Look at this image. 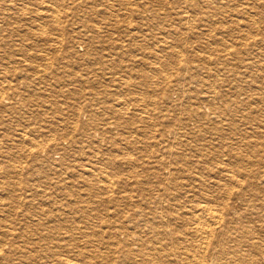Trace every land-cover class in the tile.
I'll return each instance as SVG.
<instances>
[{"label": "bare ground", "instance_id": "bare-ground-1", "mask_svg": "<svg viewBox=\"0 0 264 264\" xmlns=\"http://www.w3.org/2000/svg\"><path fill=\"white\" fill-rule=\"evenodd\" d=\"M0 264H264V0H0Z\"/></svg>", "mask_w": 264, "mask_h": 264}, {"label": "rangeland", "instance_id": "rangeland-1", "mask_svg": "<svg viewBox=\"0 0 264 264\" xmlns=\"http://www.w3.org/2000/svg\"><path fill=\"white\" fill-rule=\"evenodd\" d=\"M48 53V52H47ZM49 53H50V51H49ZM48 53V57L46 56V58H48L47 60L48 61H46V59L45 60H38V66H40V67H38L37 66V71H32V72H34V73H32V75H47V74H49V73H51L54 69L53 68H55L56 67V65H55V60L57 59L56 58V55H52V54H49ZM52 58V59H51ZM51 59V60H50ZM43 63H42V62ZM47 62H48V64H47ZM51 64H50V63ZM44 63H46L47 65H45L46 67H44L43 65H44ZM48 65H50V66H48ZM38 68H42V69H38ZM44 68V69H43ZM45 70V71H44ZM44 71V72H43ZM45 73H47V74H45ZM108 76H106L105 78H107ZM112 79V78H111ZM108 82V81H107ZM109 88H111V83H107L106 84ZM105 123H106V121H105ZM127 132V131H126ZM94 161H95V159H94ZM88 162H90V161H88ZM90 166L92 167V163L90 164ZM22 185H27L26 183H23ZM17 196H19V197H23L22 195H20L21 194V191H17L16 193H15ZM82 194H84V196H86V192L85 191H83V193ZM87 202V201H86Z\"/></svg>", "mask_w": 264, "mask_h": 264}]
</instances>
